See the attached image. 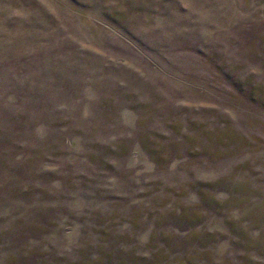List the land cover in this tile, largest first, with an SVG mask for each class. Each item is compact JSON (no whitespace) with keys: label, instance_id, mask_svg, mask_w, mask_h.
I'll use <instances>...</instances> for the list:
<instances>
[{"label":"rangeland","instance_id":"374dc122","mask_svg":"<svg viewBox=\"0 0 264 264\" xmlns=\"http://www.w3.org/2000/svg\"><path fill=\"white\" fill-rule=\"evenodd\" d=\"M0 264H264V0H0Z\"/></svg>","mask_w":264,"mask_h":264}]
</instances>
